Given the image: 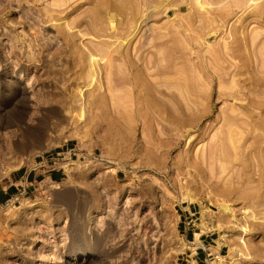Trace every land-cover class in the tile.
Masks as SVG:
<instances>
[{
  "label": "rangeland",
  "instance_id": "374dc122",
  "mask_svg": "<svg viewBox=\"0 0 264 264\" xmlns=\"http://www.w3.org/2000/svg\"><path fill=\"white\" fill-rule=\"evenodd\" d=\"M262 79L264 0H0V264H264Z\"/></svg>",
  "mask_w": 264,
  "mask_h": 264
},
{
  "label": "crops",
  "instance_id": "0c3cea01",
  "mask_svg": "<svg viewBox=\"0 0 264 264\" xmlns=\"http://www.w3.org/2000/svg\"><path fill=\"white\" fill-rule=\"evenodd\" d=\"M59 178V170L51 166L49 161L35 162L29 167L20 168L0 182V206L10 202L18 191H24V197H32L39 186L58 182ZM181 212L179 234L187 244L183 264H212L211 257L215 256V252L222 255L223 248L218 251L215 249L214 239L203 231L202 223H196L195 229L187 226L189 220H195L192 215L197 217V214L201 213L197 207L188 205Z\"/></svg>",
  "mask_w": 264,
  "mask_h": 264
},
{
  "label": "built area",
  "instance_id": "2783aa9c",
  "mask_svg": "<svg viewBox=\"0 0 264 264\" xmlns=\"http://www.w3.org/2000/svg\"><path fill=\"white\" fill-rule=\"evenodd\" d=\"M6 179V172L2 169H0V182H3ZM24 195V191H18L17 194L12 198L13 200H15V202H18V198L22 197ZM193 218H195L194 221L189 220L187 226L191 227L192 229L196 228V223L200 222L198 217H195V215H192ZM220 257L221 255L219 254V256H214V260H216L217 262L220 261Z\"/></svg>",
  "mask_w": 264,
  "mask_h": 264
},
{
  "label": "bare ground",
  "instance_id": "6f19581e",
  "mask_svg": "<svg viewBox=\"0 0 264 264\" xmlns=\"http://www.w3.org/2000/svg\"><path fill=\"white\" fill-rule=\"evenodd\" d=\"M225 47V46H224ZM231 52V51H230ZM233 56V55H232ZM263 80V79H262ZM264 81V80H263ZM171 95V94H170ZM146 105V104H145ZM69 167V166H68ZM69 169V168H68ZM70 170V169H69ZM69 170H67V171H69ZM261 174V173H260ZM249 178V177H248ZM186 202L187 203H193L194 201H193V199L192 198H190V197H188V198H186ZM220 244V243H219Z\"/></svg>",
  "mask_w": 264,
  "mask_h": 264
}]
</instances>
